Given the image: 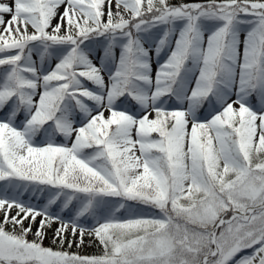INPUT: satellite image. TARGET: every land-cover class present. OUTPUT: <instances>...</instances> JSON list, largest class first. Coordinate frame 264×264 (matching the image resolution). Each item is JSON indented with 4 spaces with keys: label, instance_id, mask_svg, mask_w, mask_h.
I'll use <instances>...</instances> for the list:
<instances>
[{
    "label": "snow or ice",
    "instance_id": "snow-or-ice-1",
    "mask_svg": "<svg viewBox=\"0 0 264 264\" xmlns=\"http://www.w3.org/2000/svg\"><path fill=\"white\" fill-rule=\"evenodd\" d=\"M0 264H264V0H0Z\"/></svg>",
    "mask_w": 264,
    "mask_h": 264
},
{
    "label": "rangeland",
    "instance_id": "rangeland-1",
    "mask_svg": "<svg viewBox=\"0 0 264 264\" xmlns=\"http://www.w3.org/2000/svg\"><path fill=\"white\" fill-rule=\"evenodd\" d=\"M29 238H31V237H29ZM49 244V241L48 240H45V245H48ZM86 245H87V239H86ZM73 251H75L76 249L74 248V249H72ZM83 251L84 252H92V253H94V252H96V248L95 247H91V248H89V247H87V246H85V248L83 249ZM91 254V253H90Z\"/></svg>",
    "mask_w": 264,
    "mask_h": 264
},
{
    "label": "trees",
    "instance_id": "trees-1",
    "mask_svg": "<svg viewBox=\"0 0 264 264\" xmlns=\"http://www.w3.org/2000/svg\"><path fill=\"white\" fill-rule=\"evenodd\" d=\"M86 253H89V254H90V253H92V252H89V251H88V252H86Z\"/></svg>",
    "mask_w": 264,
    "mask_h": 264
}]
</instances>
